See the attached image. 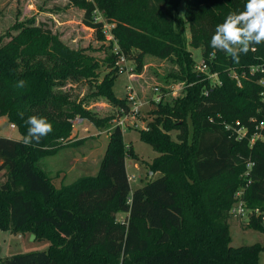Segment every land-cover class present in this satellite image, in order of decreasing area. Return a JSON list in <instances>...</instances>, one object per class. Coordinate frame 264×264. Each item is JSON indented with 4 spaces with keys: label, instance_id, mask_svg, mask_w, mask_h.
I'll list each match as a JSON object with an SVG mask.
<instances>
[{
    "label": "trees",
    "instance_id": "16d2710c",
    "mask_svg": "<svg viewBox=\"0 0 264 264\" xmlns=\"http://www.w3.org/2000/svg\"><path fill=\"white\" fill-rule=\"evenodd\" d=\"M70 1L85 11L82 22L99 40L105 23L97 13L113 23L118 50L110 43L105 63L111 71L94 95L105 97L116 113L100 116L62 89L69 81L97 80L99 61L85 49L69 47L33 19L15 22L10 30L16 33L7 32V41L0 37V117L21 134L0 136V229L50 242L46 251L13 254L0 264H260L264 245L233 247L229 221L244 188V227L264 231L263 74L250 73L252 65L264 62V44L241 54L239 63L221 51L213 57L210 46L216 25L242 10L246 0ZM188 45L202 49L220 85L196 70ZM146 54L173 60L178 71L172 76L184 83L182 95L162 97L150 108L148 127L139 130L158 153L147 166L159 175L131 189L126 162L138 157L113 126L97 174L56 187L41 161L67 146L75 119L105 129L129 112L127 99L112 90L121 74L116 63L124 56L140 74ZM19 80L24 88L16 87ZM31 115L46 117L53 131L26 147L21 141ZM239 128L246 132L243 139ZM171 131L177 132L175 140ZM257 132L260 137L251 143Z\"/></svg>",
    "mask_w": 264,
    "mask_h": 264
},
{
    "label": "rangeland",
    "instance_id": "374dc122",
    "mask_svg": "<svg viewBox=\"0 0 264 264\" xmlns=\"http://www.w3.org/2000/svg\"><path fill=\"white\" fill-rule=\"evenodd\" d=\"M184 11L185 3H182L180 6L182 16ZM84 13L82 8L70 0H0V37H4V41H7L9 39V36H6L7 32L16 33V31L10 30L15 22L33 19L35 25L48 27L53 33H57L69 47L85 49L88 54L93 55L99 61L97 80L69 81L65 83L62 89L69 93L74 100H83L88 109L95 111L100 116L113 115L116 113L115 106L110 104L105 97L94 95L98 91L96 85L101 83L104 76L111 71L108 64L105 63L106 57L111 53L110 43L115 44L112 51L117 52L116 41L110 32L113 23H108L101 13H97L98 20L105 23L103 31L105 38L99 40L96 32L83 24ZM186 36L187 39L190 38L188 30ZM187 49L192 54L197 70V66L203 61L202 49L193 48L190 45L187 46ZM121 66H124L125 71H123L124 73L121 72L114 82L112 88L114 95L121 99L126 98L127 89L131 87L139 100L146 103L138 117L133 119L136 123L129 124L123 133L125 143L133 147L138 157V159H127L130 185L131 189L134 190L143 186L149 179L159 175L158 173L151 174L150 168L147 166V162L153 161L158 153L140 139L139 132L140 129H147L148 127L151 119L149 113L151 101L158 94L162 95L164 101L179 97L183 93L184 83L172 76L178 71V65L173 60L162 59L153 54L145 55L144 68L140 74L135 73V64L132 61H125ZM118 72L120 73L119 70ZM156 88L158 91L155 90ZM85 124L84 127L73 125L70 141L66 142L67 146L57 154L47 156L41 161L42 167L53 178L56 187H60L62 184H70L78 177L92 174L90 173L91 170L78 173L77 169L80 167V163L75 165L72 170L69 165L73 158L89 156V160L95 159L96 162L97 159L101 161L103 158L114 122L105 129H97L93 125L90 127V122L87 120ZM169 134L172 139H176V131H171ZM82 135L86 136L80 138ZM0 136L21 138L17 128L8 127L5 129L3 124H0ZM253 141L251 140V143ZM117 219L123 221L125 215L118 214ZM248 220L246 215L240 219L231 218L229 221L233 247L257 243L264 245V231L244 227ZM49 246L48 240H34L30 233L25 234L22 241L19 235L0 229V259L13 254L46 251ZM259 262L264 264V250L260 253Z\"/></svg>",
    "mask_w": 264,
    "mask_h": 264
},
{
    "label": "clouds",
    "instance_id": "9594fccd",
    "mask_svg": "<svg viewBox=\"0 0 264 264\" xmlns=\"http://www.w3.org/2000/svg\"><path fill=\"white\" fill-rule=\"evenodd\" d=\"M264 44V0H246L240 11L229 12L224 20L217 24L211 36L210 46L216 51L226 53L234 63L240 62L241 54L255 52V45ZM26 82L19 80L17 88H24ZM18 115L23 118L24 113ZM27 132L22 137L24 146L38 144L42 138L53 131V125L46 117L31 115L25 120Z\"/></svg>",
    "mask_w": 264,
    "mask_h": 264
},
{
    "label": "built area",
    "instance_id": "2783aa9c",
    "mask_svg": "<svg viewBox=\"0 0 264 264\" xmlns=\"http://www.w3.org/2000/svg\"><path fill=\"white\" fill-rule=\"evenodd\" d=\"M118 50V48H116V51ZM126 60V58L124 56H120L116 66L118 67L120 73L125 71L124 66H121V64H123ZM197 70L206 74L207 75V79H210L213 84L215 85H220L221 81L218 78V75L215 73H211L209 71V66L208 64L203 60L201 62V64H199L197 66ZM261 73L263 74V76L261 77V79L259 80V84H261L264 87V62L257 64V65H252L250 67V73L254 74V73ZM124 73V72H123ZM231 77L234 78L237 81V84L239 86H241V80L238 76V74L236 73V71H232L231 73ZM127 92V102L130 106V110L129 112H127L126 114L119 116L117 119H115L114 122V126H118L121 128L122 132L124 133L125 128H128L129 124H135L136 122L133 119H136L139 115V113L141 112V109L145 106V102L144 101H140L138 96L132 91V88L129 87ZM156 91H158V88L155 89ZM263 101H264V92H263ZM162 99V95L158 94L156 95L153 99H152V105L150 107H155L154 105L158 104ZM83 119H75L73 121V125H77L78 123H80ZM10 127L12 129L16 128V126L14 124H11ZM259 128L263 127V123H261L260 126H257ZM237 134H238V139H243L246 135V132L244 129L239 128L236 130ZM260 135L258 134V132L256 134H254L251 138V140H255L256 138H259ZM254 142V141H253ZM250 166V164H249ZM244 188H240V190L237 192L236 194V202L234 203L232 209H231V216L232 218H236V219H240L241 217L244 216H248V210L246 209L245 203L242 200V194H243Z\"/></svg>",
    "mask_w": 264,
    "mask_h": 264
},
{
    "label": "crops",
    "instance_id": "0c3cea01",
    "mask_svg": "<svg viewBox=\"0 0 264 264\" xmlns=\"http://www.w3.org/2000/svg\"><path fill=\"white\" fill-rule=\"evenodd\" d=\"M86 120H82L79 124H77L78 126H85L86 124ZM0 124H3V128H8L10 127V123L8 122L7 118L5 116H2L0 117ZM76 125V126H77ZM90 127H92V124L90 123ZM94 127V126H93ZM11 128V127H10ZM16 129V128H14ZM85 129V128H84ZM83 129V130H84ZM96 134H99V133H96ZM86 135H82L80 138H84ZM108 145V143H107ZM107 148V146H106ZM106 152V150H105ZM104 152V154H105ZM104 156V155H103ZM102 160V159H101ZM100 160L98 161L97 159V162L95 159H90L89 160V156H84V157H79V158H73V161L72 163H70V168L73 170V168L75 167V165H77L78 163H80V167L77 169L78 173H82V171H88V170H91L90 173L92 174H88V176H94L97 174L98 170H99V167H100ZM127 164V162H126ZM138 167V166H136ZM128 165H127V171H128ZM73 172H76V171H73ZM129 172V171H128ZM10 233V232H9ZM25 237V235H19V238L23 241V238ZM36 238H34L35 240Z\"/></svg>",
    "mask_w": 264,
    "mask_h": 264
},
{
    "label": "water",
    "instance_id": "95a60500",
    "mask_svg": "<svg viewBox=\"0 0 264 264\" xmlns=\"http://www.w3.org/2000/svg\"><path fill=\"white\" fill-rule=\"evenodd\" d=\"M34 238H35V235L32 234V239H34Z\"/></svg>",
    "mask_w": 264,
    "mask_h": 264
}]
</instances>
